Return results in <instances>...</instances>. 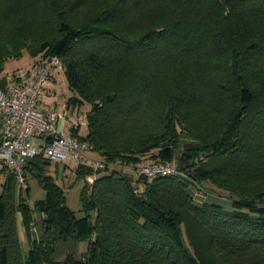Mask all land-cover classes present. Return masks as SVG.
Returning a JSON list of instances; mask_svg holds the SVG:
<instances>
[{
	"label": "trees",
	"instance_id": "16d2710c",
	"mask_svg": "<svg viewBox=\"0 0 264 264\" xmlns=\"http://www.w3.org/2000/svg\"><path fill=\"white\" fill-rule=\"evenodd\" d=\"M23 49L59 57L74 105H89L85 135L70 133L105 166L84 181L78 217L42 154L26 159L24 190L0 161V264H264V0H0V72ZM183 108L208 134L177 154ZM147 154L185 175L123 171ZM29 176L45 193L32 204ZM57 241L86 249L58 259Z\"/></svg>",
	"mask_w": 264,
	"mask_h": 264
},
{
	"label": "built area",
	"instance_id": "2783aa9c",
	"mask_svg": "<svg viewBox=\"0 0 264 264\" xmlns=\"http://www.w3.org/2000/svg\"><path fill=\"white\" fill-rule=\"evenodd\" d=\"M59 71H63L59 57L38 55L31 66L6 72V84L0 88V161L22 190L28 187L24 172L26 159L39 154L47 160L74 159L90 167L92 172L84 175L88 184L94 181L95 171L105 166L102 160L88 155L92 151L90 143L60 126L66 110L59 111L41 100L52 75ZM81 117L77 113L69 128H79L81 122L86 126V114L82 113ZM154 165H142L139 171L147 177L179 172L172 163Z\"/></svg>",
	"mask_w": 264,
	"mask_h": 264
},
{
	"label": "rangeland",
	"instance_id": "374dc122",
	"mask_svg": "<svg viewBox=\"0 0 264 264\" xmlns=\"http://www.w3.org/2000/svg\"><path fill=\"white\" fill-rule=\"evenodd\" d=\"M39 54L36 56L31 55L28 53L26 49H23L21 56L18 59L14 58H9L7 62L4 65V69L2 72H0V75H4L6 72H12L13 69L12 67H19V66H26L28 65L33 57H37ZM14 60V61H13ZM12 61V62H11ZM162 92L163 86L159 88ZM77 99H79V95L75 92H73L67 84L66 76L63 71H59L58 74L54 75V78L52 79V84L46 87V90L42 96V102L45 105L55 107L59 111L66 110V118L63 121H60L59 124L64 125L63 129L66 131H69V124L74 121L77 117L82 116V113H85L86 110L89 108V105L86 102H83L80 107L78 105H74V103H77ZM69 102V107H66L67 103ZM82 118V117H81ZM80 118V119H81ZM179 121L181 127H179V134L177 135L178 137V142L177 146L175 148V152L178 154L181 150L185 149V144L188 142H196L197 139H204L206 134L205 129V122L200 121L199 118L196 117V115H193V113L188 109V108H183L181 110V113L179 115ZM86 129H85V122H81L79 125V134L85 135ZM133 138L131 139H122L121 142L123 143H128L132 142ZM35 143L36 140H33ZM119 142V141H118ZM120 144V142H119ZM91 157H96L93 151L88 152ZM204 153L201 156L202 157ZM176 157V155H175ZM176 159V158H174ZM145 163L142 165H147L150 162H154L152 157H150V154H147L144 159ZM48 163L42 164L41 167V173L47 176L52 177V179L63 189L64 192V197H65V204L66 206L74 211L78 217L83 216V211L81 209V202H80V191L84 185V178L82 177H77L75 176L74 172L72 169H75L76 166L78 165V161L74 159H67L63 162L61 161H55V160H48ZM156 164H162V163H155ZM172 164L177 168L176 160L172 162ZM140 165L137 169L132 168L131 166H122V169L126 174H131L132 172L134 173L135 170L139 171V168L142 166ZM153 165V164H152ZM149 165V166H152ZM154 165V166H155ZM1 168V164H0ZM175 175L178 176H184V172L180 171L177 169ZM132 173V174H133ZM228 175L226 179H230L229 182H231L233 185L239 184V183H244L245 178H242L240 176H231ZM4 176L2 173H0V182H3ZM29 198L28 202L29 204H32L33 201L43 198L45 193L43 187L39 184L37 178H31L29 176ZM255 181L250 180L247 183L253 184ZM142 188V186H141ZM194 191L193 195V200H195L197 203H202V202H209L208 198H214L216 201L217 200H222L218 201L224 208L230 209L231 208V201L225 198H220L217 196H214L212 194H205L199 193L196 191L195 188H192ZM35 218V224L33 226V235L36 238H41L45 236L43 232V228L41 226V222L39 219L38 213L34 214ZM18 219V233L20 240L22 241L23 248L26 249L28 244L25 239L24 235V227L21 222V217L18 214L17 215ZM56 251L54 253V257L58 259H63L68 252H73L76 257H81V254L85 251L86 249V243L85 242H80V243H74L72 241L68 242H59L57 241L56 243Z\"/></svg>",
	"mask_w": 264,
	"mask_h": 264
},
{
	"label": "crops",
	"instance_id": "0c3cea01",
	"mask_svg": "<svg viewBox=\"0 0 264 264\" xmlns=\"http://www.w3.org/2000/svg\"><path fill=\"white\" fill-rule=\"evenodd\" d=\"M37 57H38V56H37ZM37 57H33V59H32L31 61H29L30 63H29L28 65H26V66H31V65L33 64V62L36 60ZM13 61H14V60H13ZM11 62H12V61H11ZM15 68H16V67H12L11 69H15ZM55 74H58V73H55ZM55 74L52 75V77H51V81L49 82V84H48L47 86H49V85L52 84V79L54 78V75H55ZM0 76H5V74H4V75L2 74V75H0ZM66 107H69V105H66ZM61 126H62V128H63L64 125H61ZM68 127H69V126H68ZM69 129H70V128H69ZM69 131H70V130H69ZM78 132H79V131H78ZM88 154H89V153H88ZM214 198H215V197H214ZM214 198H211V199L208 198V201H209V202H215L216 200H215ZM218 201L223 202L222 200H217L216 202H218Z\"/></svg>",
	"mask_w": 264,
	"mask_h": 264
},
{
	"label": "water",
	"instance_id": "95a60500",
	"mask_svg": "<svg viewBox=\"0 0 264 264\" xmlns=\"http://www.w3.org/2000/svg\"><path fill=\"white\" fill-rule=\"evenodd\" d=\"M204 153V151H200L198 156H201Z\"/></svg>",
	"mask_w": 264,
	"mask_h": 264
}]
</instances>
